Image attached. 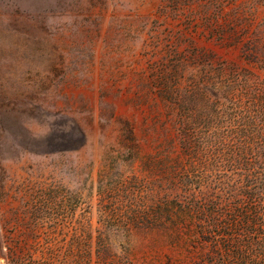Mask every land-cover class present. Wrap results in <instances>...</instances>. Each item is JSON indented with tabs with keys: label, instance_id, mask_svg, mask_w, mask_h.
Returning <instances> with one entry per match:
<instances>
[{
	"label": "rangeland",
	"instance_id": "rangeland-1",
	"mask_svg": "<svg viewBox=\"0 0 264 264\" xmlns=\"http://www.w3.org/2000/svg\"><path fill=\"white\" fill-rule=\"evenodd\" d=\"M254 81L264 0H0V264H204L172 214Z\"/></svg>",
	"mask_w": 264,
	"mask_h": 264
},
{
	"label": "trees",
	"instance_id": "trees-1",
	"mask_svg": "<svg viewBox=\"0 0 264 264\" xmlns=\"http://www.w3.org/2000/svg\"><path fill=\"white\" fill-rule=\"evenodd\" d=\"M226 91L225 98L240 112L228 121L222 119L223 125L230 127L215 132L211 155L201 149L205 156L216 159L220 176L215 183L202 180L207 188L201 197L191 195L187 206L172 214L183 223L185 217H191L197 224L198 235H203L204 242L210 245L203 256L204 264H247L253 249L257 245L264 247V81L231 85ZM193 142L202 143L186 138L185 153L199 155L202 152ZM175 163V176L182 179V174L190 170L181 160ZM197 163L200 168L201 161ZM205 163H210L207 158ZM180 197V192L174 193V198L184 201Z\"/></svg>",
	"mask_w": 264,
	"mask_h": 264
}]
</instances>
